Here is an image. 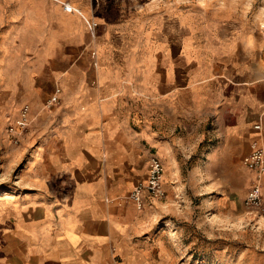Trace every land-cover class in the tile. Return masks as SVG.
<instances>
[{
  "label": "crops",
  "instance_id": "0c3cea01",
  "mask_svg": "<svg viewBox=\"0 0 264 264\" xmlns=\"http://www.w3.org/2000/svg\"><path fill=\"white\" fill-rule=\"evenodd\" d=\"M13 3L7 11L42 13L54 49L26 53L32 63L11 103L14 116L31 103L33 122L8 154L25 150L27 159L18 184L0 193V264H184L158 224L175 172L201 155L204 203L225 202L234 216L246 195L221 197L232 188L221 173L248 178L243 157L257 135L264 145V40L254 23L233 5L200 10L197 24L167 6L155 17L163 30L138 41V5L124 0ZM151 154L166 168L167 196L145 194L138 208L129 194Z\"/></svg>",
  "mask_w": 264,
  "mask_h": 264
},
{
  "label": "rangeland",
  "instance_id": "374dc122",
  "mask_svg": "<svg viewBox=\"0 0 264 264\" xmlns=\"http://www.w3.org/2000/svg\"><path fill=\"white\" fill-rule=\"evenodd\" d=\"M20 2L33 5L27 3L28 0H14L12 6L17 8L16 5ZM124 2L132 5V10L138 5V41L149 37L153 31L163 30L162 22L155 17L167 9V6L175 7L176 12L184 7L190 12L192 23L197 24L200 10L213 9L219 5H233V11L238 18L254 23L256 41L264 40V0ZM66 3L64 4H71ZM7 5H11L10 0H0V193L18 184L19 169L26 165L25 150L18 157L9 160L8 154L14 153L11 150L15 146L12 145L6 128L15 117L11 103L17 94V81L25 78V69L32 63L28 56L31 54L26 53H35L46 46L54 49V42L48 38L53 37L54 34L49 31L54 28L45 25L41 12L33 11V7L30 12L7 11ZM192 30L197 32L198 28ZM49 66H53V63ZM202 158L201 155H192L189 160L190 167H179L180 171L175 172L179 186L174 188V196L170 195L173 200L164 205L159 214V228H169L172 231L175 243L179 245V259L184 264H264V199L261 207L253 209L243 202L238 203L233 209L234 216L228 215L229 204L225 202L219 204V209L211 202L204 203V197H208L210 192H204L203 188L205 167H196ZM231 168L225 167L221 174L232 188L219 194L221 197L231 196L234 199L243 196L244 199L254 172L247 167L252 173L246 178L242 170L232 168L231 171ZM164 172L165 181L166 168ZM214 212L219 215L214 216Z\"/></svg>",
  "mask_w": 264,
  "mask_h": 264
},
{
  "label": "built area",
  "instance_id": "2783aa9c",
  "mask_svg": "<svg viewBox=\"0 0 264 264\" xmlns=\"http://www.w3.org/2000/svg\"><path fill=\"white\" fill-rule=\"evenodd\" d=\"M64 9L71 11L68 5L64 4ZM74 11L79 9L74 8ZM97 23L90 21V27L96 28ZM61 89L55 87L53 94L46 100L44 106L48 109L54 108L59 103V93ZM32 108L30 103L22 104L19 108L17 116L9 123L7 128L8 136L14 144H20L21 138L28 131L33 122ZM254 128L258 133L262 130V123L258 121ZM259 135L252 141L250 151L243 157V163L249 167L254 175L247 190L245 205L248 208L261 207L263 205V180H264V145L259 141ZM164 165L161 160L155 155L149 156V167L147 178L144 181L138 182L131 193L130 198L136 203L138 208H142L145 204V194L150 197L163 199L166 195V190L163 183ZM115 264H123L116 259Z\"/></svg>",
  "mask_w": 264,
  "mask_h": 264
}]
</instances>
